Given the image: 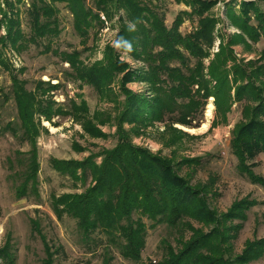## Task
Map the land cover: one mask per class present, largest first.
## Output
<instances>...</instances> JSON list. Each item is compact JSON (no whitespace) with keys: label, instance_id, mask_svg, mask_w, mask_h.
Listing matches in <instances>:
<instances>
[{"label":"trees","instance_id":"16d2710c","mask_svg":"<svg viewBox=\"0 0 264 264\" xmlns=\"http://www.w3.org/2000/svg\"><path fill=\"white\" fill-rule=\"evenodd\" d=\"M5 1L12 7L9 0ZM68 1L75 29L82 37L88 36L95 21L103 27L101 14L111 21L124 12L115 46L106 47L102 61L86 65L78 53H65L62 58L76 81L115 104L117 117L108 114L100 125L117 123L118 138L116 146L105 151L99 163L94 158L51 160L59 174L84 186L91 181L83 193L53 198L56 217L76 220L85 239L97 233L104 235L124 259L133 262L141 260L146 246L147 227L143 219L180 232L178 249L169 247L167 256L156 264H251L262 258L264 239L247 241L240 256L231 254L247 220L246 213L255 202H235L225 214L219 215L209 204L210 187L192 186L179 175L172 158L137 147L132 140L156 124H170V129L178 134L183 132H177L174 125L198 128L210 98L214 99L216 112L213 125L226 124L232 106L239 103L242 119L234 127L230 149L240 175L264 188V178L254 172L257 158L264 155V62L240 60L233 50L241 43L247 45L245 39L258 43L264 38V12L259 3L240 2L235 8L228 4L227 17L240 34L232 35L226 42L221 40L219 51L212 54L219 20L210 13L219 0H174L190 11L181 12L171 28L150 7L149 0H98L96 13L87 9L84 0ZM261 2L264 4V0ZM53 14L46 0L32 1L29 15L35 42L56 32ZM15 16L13 12L10 17L4 13L0 21V31L4 22L9 21L6 39L13 47L23 39ZM184 17L198 22L196 30L188 36L180 33ZM116 48L143 66L133 68L121 62ZM212 56L206 66L204 61ZM13 81L21 129H13L12 133L30 147L23 182L16 191L17 198L23 199L38 193L36 119L51 122L58 115L70 116L81 123L87 135L100 138L103 134L89 117V107L84 101L71 103L68 111L55 110L54 102H44L45 95L29 93L19 80ZM133 82L145 85L146 91L138 94L129 90L126 86ZM48 85L49 90L57 89ZM200 162V158L184 159L178 167L199 166ZM192 222L202 227L196 229ZM33 228L40 234L35 222ZM187 231L191 234L189 239L185 238ZM0 259L14 263L11 243L0 249Z\"/></svg>","mask_w":264,"mask_h":264},{"label":"rangeland","instance_id":"374dc122","mask_svg":"<svg viewBox=\"0 0 264 264\" xmlns=\"http://www.w3.org/2000/svg\"><path fill=\"white\" fill-rule=\"evenodd\" d=\"M32 1L9 0L12 7H8L5 0H0V21L3 20L4 13L9 17L12 12L16 13L15 21L19 22L18 28L23 36V39L13 47L6 39L9 21L2 25L0 31V249L11 243V253L14 255L12 264L161 263L167 256L169 247L178 249L180 232L164 224H154L148 219H143L147 227L146 246L142 251L141 260L133 262L124 259L119 249L104 235L97 233L92 235L91 239H85L78 229L76 220L68 216L59 220L52 208L53 198L83 193L91 185V181L89 180L84 186L68 176L59 174L52 167L51 160L83 161L94 158L99 163L103 153L116 146L118 138L117 123L110 121L100 125V121H104L108 114L117 117L115 104L99 96L92 87L76 81L71 75L69 64L62 59L63 54L78 53L80 60L86 65L102 61L106 47L115 46L120 29V16L124 12L115 15L111 21L101 14L103 27L95 21L88 36L82 37L75 29L70 2L46 0L53 9L52 19L56 21L57 30L51 36L35 42L29 15ZM84 1L87 9L94 13L98 12L96 4L98 0ZM148 2L168 28L173 26L181 12L190 11L184 4H177L174 0ZM240 2H258L264 12V4L261 0H219L210 13L219 20L212 54L219 51L221 40L226 42L232 35L240 34L231 26L227 17L228 4L235 8ZM197 27L196 20L184 17L180 33L188 36ZM245 40L247 45L241 43L233 47L236 56L240 60L264 62V38L258 43ZM117 53L121 62H126L133 68L143 66L125 53L120 51ZM212 58L213 56L204 61L206 66ZM14 78L24 84L27 92L43 94L44 102L49 100L54 102L55 110L61 108L68 111L71 103L80 104L84 101L89 107V117L93 120L91 121L103 134L100 138L87 135L81 123L70 116L58 115L51 122H46L44 118L40 121L36 119L35 124L39 130L37 152L40 164L38 193L36 196L32 193L23 199L17 198L16 191L23 182L30 147L27 142L22 143L12 133L13 129L16 131L21 129ZM48 84L57 86V89L49 90ZM126 87L138 94L146 91V86L137 82L130 83ZM210 103L214 105L213 98L208 100L207 106ZM207 106L198 128L173 126L177 132L181 131L186 135L170 129V124H156L141 135L134 136L132 140L137 147L145 148L156 155L172 158L177 165L176 170L179 175L187 179L192 186L210 187L212 194L209 197V204L219 215L225 214L235 202L242 200L255 202L256 205L246 213L247 220L233 243L231 254L237 257L244 251L247 241L264 239V188L251 184L248 179L240 175L237 159L230 149L232 132L242 119V105L234 104L228 122L219 126L213 125L216 121L215 109L212 117L207 119ZM204 124L206 127L203 126ZM125 128L129 129L126 125ZM191 158H200V165L178 167L182 160ZM256 161L258 165L254 168V172L264 178V155H260ZM33 222L38 224V232L41 235L35 232ZM192 225L196 229L202 227L196 222H192ZM190 236L187 231L185 238L189 239ZM0 264L10 263L0 259ZM251 264H264V256Z\"/></svg>","mask_w":264,"mask_h":264},{"label":"bare ground","instance_id":"6f19581e","mask_svg":"<svg viewBox=\"0 0 264 264\" xmlns=\"http://www.w3.org/2000/svg\"><path fill=\"white\" fill-rule=\"evenodd\" d=\"M214 109H215V107L211 103L207 106V111H206V116L208 117L207 119L212 117ZM203 126L206 127L205 124ZM191 132H194V131L191 130Z\"/></svg>","mask_w":264,"mask_h":264}]
</instances>
